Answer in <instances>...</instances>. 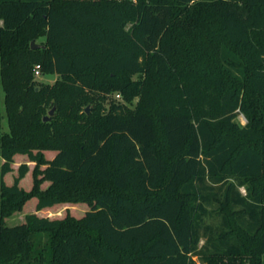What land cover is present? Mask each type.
<instances>
[{
  "label": "trees",
  "instance_id": "1",
  "mask_svg": "<svg viewBox=\"0 0 264 264\" xmlns=\"http://www.w3.org/2000/svg\"><path fill=\"white\" fill-rule=\"evenodd\" d=\"M0 86V264H264V0H0Z\"/></svg>",
  "mask_w": 264,
  "mask_h": 264
},
{
  "label": "rangeland",
  "instance_id": "2",
  "mask_svg": "<svg viewBox=\"0 0 264 264\" xmlns=\"http://www.w3.org/2000/svg\"><path fill=\"white\" fill-rule=\"evenodd\" d=\"M44 42V38H40L37 41L38 45H41ZM37 68V67H36ZM35 78L37 80V82L39 83H43V84H50L53 85L58 77L57 76H43L41 71H40V75L36 76ZM5 94L3 91V87L0 86V113L2 115V128L4 132L8 131V119H7V114H6V109H5ZM115 101H123L122 96L118 97V95L116 94L114 97ZM138 102V99L134 100L133 105L131 106H135V104ZM91 107H87V109L90 110ZM54 110V111H53ZM53 111V115L50 117V119L47 121L49 122L56 113V107H52L50 110H48L46 117H49L50 112ZM237 121L242 124L245 125L247 123L246 118L243 114H240L239 117L237 118ZM54 154L53 153H47L46 157L48 159L52 158ZM28 159L26 157H16L15 159V166H14V171L12 173V175L7 176L5 178V181L8 185L12 184L14 181V178L18 175V168L21 164L27 162ZM33 164H31V170H33ZM23 188L26 190H30L33 182H32V175L30 173L29 176H27V178L23 181L22 183ZM47 185L44 184L43 187L45 188ZM241 193L245 194L246 191L244 188H241ZM90 208L86 205V204H79V205H75V206H71V205H61V206H56L50 210H45L43 212H40L38 214V216L40 217H48L51 219H62L66 216L67 213H70L71 215H73L76 218H81L85 215V213L89 210ZM36 201H31L29 203H27V205L25 206L24 210L21 212H16L14 213L11 217L7 218L6 220V224L10 227L13 226H17L19 224H21L22 222L25 221V218L28 214H32V213H36ZM209 222H213L214 224L217 222V218L212 217L208 219ZM197 260V259H195ZM196 264H201L198 260L196 261Z\"/></svg>",
  "mask_w": 264,
  "mask_h": 264
},
{
  "label": "water",
  "instance_id": "3",
  "mask_svg": "<svg viewBox=\"0 0 264 264\" xmlns=\"http://www.w3.org/2000/svg\"><path fill=\"white\" fill-rule=\"evenodd\" d=\"M31 46H32V49H38V48L43 47V46H41V45L36 44L35 42H32V43H31ZM53 111H54V110H53ZM53 111L50 112L49 117H45V118H44V121H45V122L48 121V120L50 119V117L53 115ZM87 112H89V109H87Z\"/></svg>",
  "mask_w": 264,
  "mask_h": 264
},
{
  "label": "built area",
  "instance_id": "4",
  "mask_svg": "<svg viewBox=\"0 0 264 264\" xmlns=\"http://www.w3.org/2000/svg\"><path fill=\"white\" fill-rule=\"evenodd\" d=\"M35 75H36V76H39V75H40V67H39V66H38L37 69H36V73H35ZM118 97H120V96L118 95Z\"/></svg>",
  "mask_w": 264,
  "mask_h": 264
}]
</instances>
